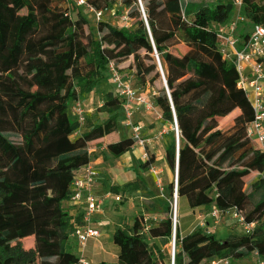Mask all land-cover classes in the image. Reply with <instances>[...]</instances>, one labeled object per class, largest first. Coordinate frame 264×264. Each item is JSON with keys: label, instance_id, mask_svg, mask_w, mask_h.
Wrapping results in <instances>:
<instances>
[{"label": "trees", "instance_id": "trees-1", "mask_svg": "<svg viewBox=\"0 0 264 264\" xmlns=\"http://www.w3.org/2000/svg\"><path fill=\"white\" fill-rule=\"evenodd\" d=\"M88 2L99 10L120 2L119 12H128L129 26L105 19L92 23L72 0H0V264H29L31 251L22 242L34 243L31 236L40 264L78 262L69 241L80 216L64 206L75 174L92 161L96 151L92 144L106 143L100 140L111 136L106 152L118 160L136 140L114 137L122 108L125 115L126 111L124 99L113 89L103 101L108 116L93 119L75 138L80 123L71 108L111 79L110 62L126 73L120 66L130 58L134 73L128 74L134 86L151 98L165 123L177 120L178 156L173 135L168 137L165 160L178 177L177 183L168 184L167 200L150 204L164 217L149 225L139 212L131 225L116 228L118 264H166L174 232V264H203L214 258L251 259V264L264 260V152L247 135L253 109L238 87L236 67L220 53L216 32L234 15L233 4L229 0ZM244 2L249 24L264 22V2ZM73 7L79 10L76 17ZM154 49L167 87L164 84L150 95L162 78ZM229 116L234 123L223 129L220 122ZM151 165V160L145 161L141 168ZM136 173L134 181L111 190L118 194L147 188L143 175ZM251 174L256 178L247 190ZM176 190L180 220L174 229ZM184 198L191 209L203 211L201 215L213 208L223 215L237 208L245 222L255 226L225 238L208 227L184 233L180 212Z\"/></svg>", "mask_w": 264, "mask_h": 264}, {"label": "built area", "instance_id": "built-area-1", "mask_svg": "<svg viewBox=\"0 0 264 264\" xmlns=\"http://www.w3.org/2000/svg\"><path fill=\"white\" fill-rule=\"evenodd\" d=\"M229 1L233 4L235 12L227 22L221 23L216 29L219 50L223 58L227 59L236 67L239 75L238 87L244 90L253 109V120L247 127V135L264 152V22L250 25L249 19L243 13L245 7L244 0ZM258 1L264 2V0ZM72 2L76 7L90 12L96 21L103 20L108 10L96 9L88 0H72ZM119 21L121 26H129L130 17L127 11L121 14ZM153 55L157 61L160 60L159 53L156 49H154ZM108 70L114 92L125 101L126 125L132 129V135L136 140L135 145H139L145 149L142 159L144 162L149 161L150 154L147 151V147L151 146L155 141H160L166 137L169 130L163 127L155 137L150 139L143 138L141 136V127L133 121L134 107L138 109L142 108L143 111L159 118H162V113L148 95L134 86L132 76L121 72L115 62L112 61L109 63ZM71 112L80 125L84 124L88 110L81 101L74 102ZM174 125L176 141L178 139L179 143V129L176 120L174 121ZM178 148L179 145L177 146V156ZM150 171L155 175H159V169L154 165L150 166ZM97 175L98 171L95 165L90 162L77 170L71 186V197L68 202L81 210L79 215H73L76 217L80 216V222L74 225L72 232V236L75 237L82 255L76 264H93L89 259L83 257L84 250L90 240L99 239L102 235L101 229L94 222V217L103 211L104 199L108 195H105L103 198L94 192ZM261 176L264 180V172ZM176 180L175 182L177 183ZM174 201V208L173 203L172 208L175 229L178 212L177 190L175 191ZM228 213L243 226L245 231H249L255 226V223H246L244 214L237 208H233ZM208 215L219 218L223 214L219 209L213 208ZM171 247L172 262L174 264L176 253L175 232L172 237ZM209 264H232V259L214 258L209 261ZM254 264H264V260H258Z\"/></svg>", "mask_w": 264, "mask_h": 264}, {"label": "rangeland", "instance_id": "rangeland-1", "mask_svg": "<svg viewBox=\"0 0 264 264\" xmlns=\"http://www.w3.org/2000/svg\"><path fill=\"white\" fill-rule=\"evenodd\" d=\"M198 1H201V0H198ZM202 1H208L209 2L211 0H202ZM121 8H122V6H121L120 2L113 3L112 6L110 7V9L107 10L104 19L105 20L109 19V21L113 25L121 26V23L119 21L120 17H121V13L119 12V9H121ZM78 12H79L78 9H76L74 7L72 8V16L73 17H76ZM81 12L84 15H86L92 23L94 21H96L94 16L92 14H90V12L83 10V9L81 10ZM181 48L183 50H186V48L183 46H181ZM156 62L158 63L157 60H156ZM133 63H134L133 58H130L125 63H123L120 67L122 68V71H125L127 74L129 72L134 73V71H132ZM110 82H111V79L108 77L107 80L104 81V85H103L104 88L100 89L102 91L100 93H99L100 90L95 92L96 97H90L92 94H90V96L81 97L82 102H84V107L87 110H88V108H92V107L94 109L93 112L88 111V114H87L88 116L86 117L84 124H82L83 126H86V127L89 126L92 123L93 119L102 120L108 116V108L106 106H104L103 101L105 100V98L107 96L106 92L109 89H112L110 86V84H111ZM163 85H164V80H163V78H161L160 80L155 82L154 87L157 90ZM87 98H89L90 101ZM126 120H127V117H126L125 113L123 112V108H122V111H121L120 117H119V121H120L119 134L122 137H126V136L130 135L131 129L126 125ZM232 121L233 120L230 116H229V118L226 117L224 120H222L220 122V126L223 129H227L231 125ZM170 125H171V128H170L169 133L167 135V139H168V137L170 138L173 135L176 136L175 125L174 124H170ZM78 134H80V131H77L76 133H74V135H72V138H75L76 136H78ZM119 134L117 133L116 137H118ZM253 143L255 144V142H253ZM104 145H105V142H100L98 144H92L91 145V147L97 148V150L94 152L92 158H102L103 162H106V165L108 166L107 168L109 169V168L116 166L121 160H116L109 153H107ZM150 158H151L150 160L152 161V165H154L157 169H159L161 165L159 164L160 165L159 166V165L155 164L156 163L155 156L150 154ZM141 161L142 160H140V161L134 160L133 163L136 166H139L141 168V165L144 163ZM120 163L122 165H124L123 161H121ZM133 167L134 166H132V168ZM141 169L145 173L148 174L149 170H150V166H148L145 169H143V168H141ZM169 173L170 174L168 175V177H165L164 171H161L159 169V175L153 174L154 176L148 178L149 179V186L147 188L145 187V188L141 189L140 192H135V193L129 192V191H123V193H124L122 196L123 201H121V202L123 203L125 201L130 200V199L137 201L135 199V195L138 194V196H139L138 200L140 198H142L143 204L138 203L136 206H138L140 208H144L143 210H140L139 212H146V214H145L146 223L151 225V224L157 222L158 220H156L155 218H156V215L161 214L160 209L159 208H152V206L150 204H151V201L153 203L156 201L159 203V202H162V201L168 199V190H167L168 184L176 180V174H174L171 169H170ZM99 174H100V176H102L101 172ZM255 178H256V176L254 174H251L250 177L246 178V189L247 190H249V186ZM159 179H160V181H159ZM148 190H149V192H146ZM186 203H187V200L185 198L181 200V207L182 208L180 207V212H181V219H182L181 220L182 221V228H183L184 233L192 230L195 227L196 228L197 227H203V228L208 227V229L212 233H214L216 236H218L219 238H225L230 234H235V233L236 234H242L245 231L243 226L237 220H235L230 213H226L219 218L213 219L212 217H210L209 219L206 220L207 217H205V218H201L199 220L198 215L201 213L203 214V211H201L200 209L193 210L188 205H186ZM174 204H175V201H173V208H174ZM150 207L153 210L150 209ZM178 208H179V204H178ZM111 211L113 214H116V212L121 211V208H119L118 205H114L111 207ZM124 212H126V211L124 210ZM126 214L129 215L128 213H126ZM122 216H124V215H122ZM146 217H147V219H146ZM178 220H180V219H178V212H177V222H178ZM30 239H33V241L35 243V237L34 236H31ZM99 239L101 241V247H100V249H98L99 247L95 248V252L97 250H99V252L96 255H93V253H94L93 248L94 247L92 248L91 244L93 243L92 241H94V240H90L87 243L86 254L83 257H85L87 259H90L93 257L94 261H95L94 264H118V255L120 253V247L118 245H116L115 243H113L111 240V237H108L106 235V233L101 235V237ZM152 242H153L152 240H149L150 244H152ZM34 243L32 241L25 240L22 242V246L26 249H29L27 251H31L30 255L32 256V260L29 264H40V261L37 257V254L35 253V250H34ZM69 249L71 252H73L78 257L82 256L79 245H78L75 237H73V236L71 237V239L69 241ZM166 251H167L168 255H167V258L165 260V263L166 264H173L172 252H171L172 251L171 243L166 248ZM97 262H99V263H97ZM251 263H252L251 259H243L241 261H233L232 260V264H251ZM203 264H209V262H204Z\"/></svg>", "mask_w": 264, "mask_h": 264}, {"label": "crops", "instance_id": "crops-1", "mask_svg": "<svg viewBox=\"0 0 264 264\" xmlns=\"http://www.w3.org/2000/svg\"><path fill=\"white\" fill-rule=\"evenodd\" d=\"M109 21V19H106ZM110 86L113 89V84L112 81L110 82ZM108 85V84H107ZM104 88V86H101L99 88L102 89ZM109 89V90H112ZM108 90V91H109ZM102 90L99 91V93ZM150 90H148L149 92ZM153 91H156L155 87H152L151 89V93H149L150 95L153 93ZM92 95L90 97H96L95 93H91ZM89 97V98H90ZM87 98V99H89ZM79 101L82 102V100L80 99ZM90 101V99H89ZM94 101V100H93ZM84 104V102H82ZM93 107L92 108H88L89 112H93ZM133 119L135 121V124L141 127V136L143 138L146 139H150L155 137L158 132L163 128L166 127L168 130H170L171 125L169 123H165L163 121L162 118H159L151 113H147L145 111H143L142 108H135L134 107V113H133ZM234 122H232L231 124H233ZM87 127L81 125L79 128V131L82 132L84 130H86ZM131 129V128H130ZM119 134V132H118ZM129 136H133L132 135V129L130 130V135ZM111 137V136H110ZM109 137V138H110ZM114 137H116V135H114ZM122 136H120V134L118 135V137L116 138H121ZM109 138H104L100 141H106L105 145L107 144V139ZM113 138V137H112ZM168 143V139L167 136L164 137L163 139H161L160 141H155L154 143H152L151 146L147 147V151L151 154L155 156V160L157 165L160 166V170L164 171L165 177H168V175L170 174V169L168 167V164L165 160V148L167 146ZM97 150V148L95 149ZM144 148L140 147L139 145H134L133 148L128 151L127 153H125L123 156H121L118 160H121L124 162V165H122L120 162L112 167V168H107L108 166L106 165V162H103L102 158H92V163L95 165V167L97 168L98 171V175H97V183L96 186L94 188V192L100 196V197H105V195L108 197L104 199V206H103V211L96 214L94 217V222L96 224V226H98L101 231H102V235L104 233H106V235L108 237H111L112 242L113 241V234L116 230L117 227L122 226L123 224H132L133 223V219L136 216V214H138V212L140 210H143L144 208H140L138 206H136L138 203L139 204H143V200L142 198H140L138 200V194L135 195V199L137 201H134L133 199H130L128 201L125 202H121L123 201L122 196H123V192L120 193H114L112 192V187L113 186H117V185H121L123 186L124 184L128 183V182H132L136 179L137 173L136 171L138 170L141 175H143V177L145 178L146 182L148 183L149 186V177L154 176L153 173L149 170V173H145L139 166H136L133 161H140L144 162L142 159V155L144 153ZM124 158V159H123ZM132 166H134L132 168ZM128 168V169H127ZM102 173V176H100L99 173ZM135 192H140V190L135 191ZM134 192V193H135ZM146 192H149L146 191ZM152 192V191H151ZM151 203H153L151 201ZM114 205H118L119 208H121V211L116 212V214H113L111 211V207ZM186 205H188V202L186 203ZM65 208L68 210V212L71 215H79L81 210L74 206L73 204H71L70 202H65L64 204ZM182 208V207H181ZM124 210L126 212H124ZM198 210V209H197ZM134 212V213H133ZM123 213V214H122ZM126 213H128L129 215H127ZM144 214H146V212H143ZM124 216H122V215ZM162 216V214L160 215H156V220H160ZM206 218L209 219L210 217H212L214 219V217L212 215H198L199 220L201 218ZM147 219V217H146ZM94 241H92L93 243L91 244V247L94 249V253L93 255H96L99 250H97L95 252V248L99 247L98 249H100L101 247V241L100 239H93ZM87 247V246H86ZM118 250V249H117ZM86 254V248L84 250V255ZM93 264L95 263L94 258H90L89 259ZM99 263V262H97Z\"/></svg>", "mask_w": 264, "mask_h": 264}, {"label": "water", "instance_id": "water-1", "mask_svg": "<svg viewBox=\"0 0 264 264\" xmlns=\"http://www.w3.org/2000/svg\"><path fill=\"white\" fill-rule=\"evenodd\" d=\"M158 66H159V70H160V72H161V75H162V78H163V80H164V84H165V86L167 87V81H166V78H165V76H164V72H163V68H162V65H161V62H160V60L158 61ZM175 120H176V118H175ZM176 122H177V120H176ZM177 126H178V124H177ZM179 145V143H178V139H177V146ZM176 175H177V173H176ZM178 177V176H177ZM176 177V178H177ZM177 181V180H176Z\"/></svg>", "mask_w": 264, "mask_h": 264}]
</instances>
